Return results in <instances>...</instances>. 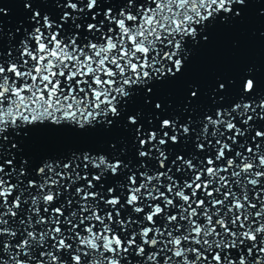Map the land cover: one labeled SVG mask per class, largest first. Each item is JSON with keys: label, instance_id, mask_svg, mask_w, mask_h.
Segmentation results:
<instances>
[{"label": "snow or ice", "instance_id": "obj_1", "mask_svg": "<svg viewBox=\"0 0 264 264\" xmlns=\"http://www.w3.org/2000/svg\"><path fill=\"white\" fill-rule=\"evenodd\" d=\"M0 264H264V0H0Z\"/></svg>", "mask_w": 264, "mask_h": 264}]
</instances>
